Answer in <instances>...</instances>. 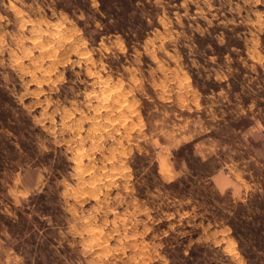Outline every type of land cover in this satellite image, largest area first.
<instances>
[{
	"label": "rangeland",
	"instance_id": "obj_1",
	"mask_svg": "<svg viewBox=\"0 0 264 264\" xmlns=\"http://www.w3.org/2000/svg\"><path fill=\"white\" fill-rule=\"evenodd\" d=\"M263 129L264 0H0V264H264Z\"/></svg>",
	"mask_w": 264,
	"mask_h": 264
},
{
	"label": "trees",
	"instance_id": "obj_2",
	"mask_svg": "<svg viewBox=\"0 0 264 264\" xmlns=\"http://www.w3.org/2000/svg\"><path fill=\"white\" fill-rule=\"evenodd\" d=\"M233 233L236 236V238L238 239V241L240 242V233L236 231V229L233 227Z\"/></svg>",
	"mask_w": 264,
	"mask_h": 264
},
{
	"label": "built area",
	"instance_id": "obj_3",
	"mask_svg": "<svg viewBox=\"0 0 264 264\" xmlns=\"http://www.w3.org/2000/svg\"><path fill=\"white\" fill-rule=\"evenodd\" d=\"M263 133H264V129H263Z\"/></svg>",
	"mask_w": 264,
	"mask_h": 264
}]
</instances>
